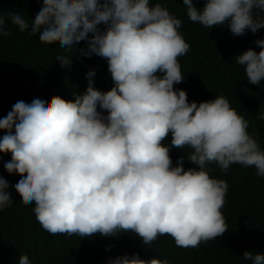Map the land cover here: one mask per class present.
I'll return each instance as SVG.
<instances>
[{
  "label": "clouds",
  "instance_id": "9594fccd",
  "mask_svg": "<svg viewBox=\"0 0 264 264\" xmlns=\"http://www.w3.org/2000/svg\"><path fill=\"white\" fill-rule=\"evenodd\" d=\"M187 17L207 28L226 25L233 35L264 28V0H182ZM15 25L44 44L59 41L62 67L76 52L108 62L114 86L88 85L74 99L37 94L17 101L0 118V152L11 153L4 167L18 173L14 187L49 233L102 236L133 232L143 245L171 236L178 247H198L227 230L222 207L228 184L211 175L210 164L227 174L234 163L254 167L264 177L259 133L223 94L189 101L175 84L184 79L179 57L190 45L182 19L151 0H43L29 21L19 12L0 13V36ZM103 25V27H101ZM91 34V35H90ZM81 41L86 47L77 49ZM237 55L247 81H264V39ZM264 120V108L257 113ZM171 133L169 144L163 143ZM187 148L198 167L174 166L170 147ZM9 181L0 176V210L14 203ZM110 250V247H109ZM242 260L264 264V253L245 251ZM18 264H34L27 254ZM107 264H170L139 253L109 258Z\"/></svg>",
  "mask_w": 264,
  "mask_h": 264
},
{
  "label": "trees",
  "instance_id": "16d2710c",
  "mask_svg": "<svg viewBox=\"0 0 264 264\" xmlns=\"http://www.w3.org/2000/svg\"><path fill=\"white\" fill-rule=\"evenodd\" d=\"M158 2L182 19L180 31L190 45L187 54L178 58L184 79L174 87L186 90L190 102L226 96L238 114L249 121L248 131H258L264 149V120L257 115L264 108V81L260 85L250 84L235 58L249 48L260 50L255 41L264 39V28L255 34L249 30L237 36L226 25L211 29L190 21L182 0ZM194 3L203 7L205 0ZM42 4L43 0H0V13L19 12L30 21ZM9 27L11 35L0 36V118L17 101L31 102L37 94L46 99L54 95L74 99L76 94L86 91L89 69L95 70L97 89L108 91L114 86L105 58L85 56L73 46L67 53L73 56L71 66L62 67L56 55L63 51L59 41L44 44L39 34L30 36L11 23ZM86 46V41H81L77 49ZM4 134L5 130H0V137ZM171 139L169 133L163 143L170 145ZM188 151L191 149L170 147L173 165L184 157L185 170L198 167L188 159ZM10 160L11 153L0 152V176L9 181L14 199L11 207L0 210V264H18L22 254H27L34 264H107L110 257L135 253L142 259L167 258L170 264H249L242 260L245 251L264 253V177L257 176L254 167L234 163L225 174L218 165H209L211 175L224 179L229 186L221 209L228 230L198 247L184 248L178 247L169 235L159 236L145 246L131 231L88 237L49 233L37 221L34 204L22 201L21 194L11 187L18 182L19 174L5 169Z\"/></svg>",
  "mask_w": 264,
  "mask_h": 264
}]
</instances>
